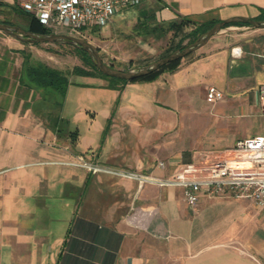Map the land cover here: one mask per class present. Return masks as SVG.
I'll use <instances>...</instances> for the list:
<instances>
[{
    "label": "crops",
    "instance_id": "crops-1",
    "mask_svg": "<svg viewBox=\"0 0 264 264\" xmlns=\"http://www.w3.org/2000/svg\"><path fill=\"white\" fill-rule=\"evenodd\" d=\"M23 1L0 0V21ZM132 10L136 23L146 15L207 24L258 20L264 0H156ZM194 27L184 23L172 49ZM51 59L0 32V264H264V229L239 228L250 202L202 199L191 209L180 189L66 165L83 156L166 178L264 136V29H222L174 72L115 89L70 78ZM38 61L67 79L63 98L37 86ZM210 87L221 101L207 100Z\"/></svg>",
    "mask_w": 264,
    "mask_h": 264
},
{
    "label": "built area",
    "instance_id": "built-area-1",
    "mask_svg": "<svg viewBox=\"0 0 264 264\" xmlns=\"http://www.w3.org/2000/svg\"><path fill=\"white\" fill-rule=\"evenodd\" d=\"M152 1L156 0H25L20 9L52 33L81 38L106 27L116 14ZM206 97L215 104L223 94L210 87ZM259 99L264 109V86L259 88ZM66 165L91 174L134 180L139 187L150 184L180 189L184 203L191 209L202 199L226 198L250 202L264 210V136L239 140L225 156L199 159L166 178L101 166L83 156ZM159 167L164 168V164Z\"/></svg>",
    "mask_w": 264,
    "mask_h": 264
},
{
    "label": "rangeland",
    "instance_id": "rangeland-1",
    "mask_svg": "<svg viewBox=\"0 0 264 264\" xmlns=\"http://www.w3.org/2000/svg\"><path fill=\"white\" fill-rule=\"evenodd\" d=\"M136 17L137 12L132 10V8L124 10L116 14L106 27L94 29L81 37V39L98 49L106 65H111L121 71L145 66L163 58L172 50L173 40L171 35L157 41L150 38L147 41L137 38L133 33ZM1 18L4 19L1 21H6L12 26H18L23 29L27 20L25 13L17 6L13 10H3ZM57 33L65 34L64 32ZM37 45L51 55L52 59L47 61V63L62 69L65 73H68L70 78L73 77L72 72L75 68H85L86 56L79 53L72 46ZM38 63L41 62L38 61ZM95 76L103 80L107 86L116 87L121 84L117 79L104 77L99 72H96ZM202 158L211 159L213 156H203L200 159ZM249 205L246 216H250L238 220L239 228H243L245 232L251 231L253 228L256 230L264 229V210L257 208L252 203Z\"/></svg>",
    "mask_w": 264,
    "mask_h": 264
},
{
    "label": "trees",
    "instance_id": "trees-1",
    "mask_svg": "<svg viewBox=\"0 0 264 264\" xmlns=\"http://www.w3.org/2000/svg\"><path fill=\"white\" fill-rule=\"evenodd\" d=\"M26 15V22H25V31H30L35 34L40 35H47L51 34L52 32L45 29L39 22H37L35 19L30 17L29 15ZM258 20H264V12L261 14V17ZM0 23L9 24L6 21H0ZM184 23L191 24L194 27V29L191 32L190 39L187 44L192 43L195 39L198 38L201 34L205 33L208 29H210L214 24L218 23V21H212L207 24H198L194 21L182 19L179 22H173L170 24H157L155 20L149 16L146 15H140V17L137 20V23L135 25V28L133 29V33L137 38L143 39L145 41L150 39H153L155 41L165 38L167 35H171L172 40H174L175 35L180 30L182 25ZM230 26H244L249 27L248 25L244 24H230L226 25L223 29L230 27ZM23 29V28H22ZM186 44V45H187ZM185 45H177L174 49H172L168 54L165 56L171 54L177 49H180L184 47ZM77 50V49H76ZM82 55L86 56V65L85 68H75L72 72L73 75H79L84 77H90V78H96L95 74L96 72H99L96 67L91 62L88 55L83 52L82 50H77ZM192 55V54H191ZM191 55L183 58L187 59ZM164 56V57H165ZM177 60L173 63L167 65L166 67L162 68L158 72L151 74L147 77L139 78L130 82L118 80L121 84L113 87L108 86V89H115L119 88V86L126 85L128 83H147V82H153L159 78V76L165 72H174L179 67L181 61L183 60ZM110 67L114 68L110 65ZM115 69V68H114ZM32 74L35 79V83L38 87L41 88H51L54 92L58 93L61 98L65 96L66 93V87L68 85L67 79L57 70L48 68L42 63L35 62L34 66L32 68ZM100 75L104 76L99 72ZM105 77V76H104Z\"/></svg>",
    "mask_w": 264,
    "mask_h": 264
},
{
    "label": "water",
    "instance_id": "water-1",
    "mask_svg": "<svg viewBox=\"0 0 264 264\" xmlns=\"http://www.w3.org/2000/svg\"><path fill=\"white\" fill-rule=\"evenodd\" d=\"M230 24H244L253 29H264V20H253L247 17H232L221 22L214 24L205 33L198 36L192 43L185 45L184 47L175 50L171 54L160 58L150 64L141 66L138 68H131L126 71L114 69L109 65H106L96 47L86 42L85 40L77 37H73L66 34L51 33L47 35L35 34L30 31H25L18 26H12L9 24L0 23V32L6 36H9L17 41L25 42L29 44H53V45H68L77 50H82L90 58L96 69L107 78H113L130 82L139 78L147 77L154 74L173 63L174 61L181 60L201 48H203L211 38L221 32V30Z\"/></svg>",
    "mask_w": 264,
    "mask_h": 264
}]
</instances>
